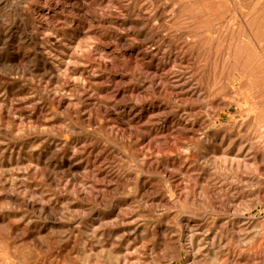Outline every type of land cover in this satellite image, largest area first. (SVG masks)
<instances>
[{
  "label": "rangeland",
  "instance_id": "1",
  "mask_svg": "<svg viewBox=\"0 0 264 264\" xmlns=\"http://www.w3.org/2000/svg\"><path fill=\"white\" fill-rule=\"evenodd\" d=\"M0 264H264V0H0Z\"/></svg>",
  "mask_w": 264,
  "mask_h": 264
}]
</instances>
